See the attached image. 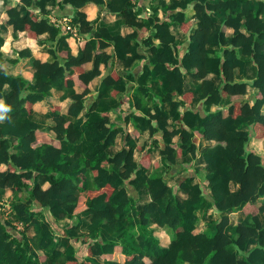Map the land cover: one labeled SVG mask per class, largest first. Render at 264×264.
Segmentation results:
<instances>
[{"label":"trees","instance_id":"16d2710c","mask_svg":"<svg viewBox=\"0 0 264 264\" xmlns=\"http://www.w3.org/2000/svg\"><path fill=\"white\" fill-rule=\"evenodd\" d=\"M20 1V7L5 3L6 22L32 37L49 32L53 44L48 49L55 58H34L27 48L19 51V57L31 56L33 83L9 73V60L0 68V97L5 105L0 110L4 115L0 119V189L13 191L11 207L16 219L26 228L32 225L36 235L29 236L0 209V264H264V222L260 217L264 201H259L264 195V0H258L257 7L252 0H159L165 11H171L169 18L150 14L143 20L132 0H60L76 8L77 53L61 33L62 25L40 17L34 0ZM89 1L106 3L120 12L125 31L112 34L105 25L94 29L80 9ZM190 1H195V12L187 17L182 8ZM39 5L41 13H46L45 2ZM222 9L229 13L218 22L211 13ZM173 21L184 31L194 22L198 24L182 57L177 52ZM243 25L249 33L241 29ZM227 26L234 27L233 35L226 33ZM141 30H154L160 40L156 43L148 38L153 66L147 65V71L159 73L164 90L161 102L170 103L169 111L160 103L149 105L147 90L142 87L133 102L122 104L128 112L124 118H113L111 108H101L102 101L97 99L89 104L86 117L81 116L91 81L101 73L100 64L111 57L102 49L113 43L117 55L130 66L143 56L137 41ZM247 58L256 64L253 83L258 92L253 102L246 98L247 81L236 79V69H244ZM90 60L93 67L86 69L84 63ZM185 71L202 78L200 96L207 112L190 106L193 91L184 88ZM209 72L221 75L220 86L207 77ZM126 74L112 69L102 79L101 95L118 97L134 79L131 72ZM6 84L10 89L4 92ZM76 85L83 90L76 91ZM52 87L62 89L61 97L69 96L72 101L66 114L60 105H50L48 113L54 124L42 128L28 115ZM226 97L230 100L227 105L211 110ZM171 116L186 126L169 129ZM130 120L135 125L133 132H126L122 148L110 153L108 147L115 142L120 125ZM144 129L153 137L151 148L159 147L154 135L162 131L166 142L160 152L170 163H176L185 150L197 152L195 134L217 141L202 149L207 159L204 179L194 182V176H187L181 181L188 192L186 198L170 197L172 187L164 175L148 174L151 150L135 158L137 147L146 148L138 144ZM8 133L16 138L10 139ZM176 134L180 135L178 145L172 140ZM232 180L239 182L238 191L231 189ZM207 188L216 210H240L242 217L223 214L208 230L196 231L197 208ZM144 189L149 196H138L137 191ZM36 201L41 209H35ZM47 209L51 216L44 213ZM83 212L91 217L88 232L81 235L77 221ZM61 219L69 221L61 225ZM252 237L259 242L247 250ZM73 238L87 245L85 254L78 252Z\"/></svg>","mask_w":264,"mask_h":264},{"label":"crops","instance_id":"0c3cea01","mask_svg":"<svg viewBox=\"0 0 264 264\" xmlns=\"http://www.w3.org/2000/svg\"><path fill=\"white\" fill-rule=\"evenodd\" d=\"M44 1L45 7L47 9L46 13H41L39 2ZM106 2L108 0H105ZM135 3L136 8H140L141 12L138 15L140 20L145 19L150 14H158L161 18H169L170 12H167L163 9V7L159 4V0H132ZM217 1V0H212ZM194 2L190 1L186 2L187 5L182 8L187 17H190L194 12ZM5 3H11L16 7L21 6L20 0H0V68L4 67V61H11V65L6 67L7 71L11 74L21 75L29 80L31 83L34 82L33 73H32V59L31 56L37 59L42 60H54V55L49 51L48 46L53 44L50 42V33L45 31L43 33L38 34L35 37L29 36L24 30L15 31L12 24L6 22L9 18L6 10ZM252 4L254 7H257L258 0H252ZM33 7L39 16H45L49 21L54 22L56 24L62 25L64 28L61 33L66 34L67 40L70 44L71 50L74 53L78 51V40L80 39L79 28L78 25L73 21V17L76 13V8L71 3H60V0H34ZM87 14V18L92 22L94 29L105 25L108 27L112 34L119 33L120 31H125V26L123 25V17L120 12L113 11L109 9L106 3L98 4L95 1H89L85 5L80 8ZM229 10L222 9L221 11H212V16L218 22H222L226 16L228 15ZM6 22L5 27H2V23ZM65 24H72L75 29H67ZM198 27L196 22L189 28L188 31H184L182 27L179 25L177 21H173L172 23V32L175 35V43L178 44L177 52L182 57L184 53L187 51L190 36ZM241 29L247 33L249 31L243 25ZM226 33L228 35L234 34V27L227 26ZM152 37V40L156 43H159V38L154 35V30L151 31H139L137 41H138V52L143 56L137 58L130 66H127L123 58L117 55L115 51V47L113 43H110L107 47H104L102 50L106 51L111 55L108 63L102 62L100 64L101 73L94 77L91 81V92L87 94L85 100V107L81 111L80 115L86 117V111L91 102L94 100L102 101V107H110V115L113 118L119 119L124 118L127 115V111L122 109V104L125 102H133L134 95H140L142 93L141 88L144 87L147 90V95L145 97L146 102L149 105H156L158 103L161 104L162 108L166 111H169L171 105L168 101L161 102V97L164 95V90L162 86V80L159 73L151 69L147 71L149 65L152 67L150 61V56L152 54L151 46L149 45L148 38ZM213 46V45H212ZM213 47L221 50V46L214 45ZM29 49L31 52V56L19 57L18 53L22 49ZM239 54L240 50H238ZM19 57V58H18ZM18 58L17 61L13 62ZM94 61L90 60L84 63L86 69H91L93 67ZM112 69L122 72L125 76L127 72H131L134 75V79H130L127 84V89L119 94L115 99H111L110 96L101 95V82L102 79L111 72ZM149 74V75H148ZM256 75V64L253 60L247 58L246 66L244 69H236V79H242L247 81V92L246 98L253 102L255 99V95L258 92V87L253 83ZM208 78H211L215 81L217 86H220L223 82V79L220 74L216 72H209L207 74ZM201 81L202 78H195L188 72H184V88L185 90L193 91V99L190 103V106L195 107L201 113L207 112V107L204 103V99L200 96L201 91ZM10 89V86L6 84L4 86L3 91L7 92ZM76 91H82L83 87L81 85L75 86ZM63 93L62 89L57 87H52L45 97L43 101L35 104V108L33 112L28 115L29 118L37 121L42 128H48L54 124L52 117L49 115V106L53 104L60 105V110L62 113H67V106L72 101L71 97L62 98L61 95ZM229 98L226 97L220 105H212L211 110H217L222 106H225L229 103ZM0 103L4 104L3 98L0 97ZM1 110V109H0ZM264 111V105H263ZM1 120L4 119V115L0 113ZM180 125L186 126L185 123L178 117H169L168 128L173 129L177 128ZM135 128L134 123L130 121L123 122L120 125V131L115 138V142L108 147V151L110 153H115L119 149L122 148L126 132H133ZM200 130L203 127L199 128ZM10 139H15L16 135L8 133L6 134ZM154 137L158 138L159 147L151 148V142L153 137L151 136L150 130L144 129L138 139L139 145H146L144 150L137 147L135 149V158L140 159L142 154H144L147 150H151V164L148 169V174L150 175H164L167 183L172 187V193L170 197L174 199H184L188 196V192L183 189L180 185L181 181H183L187 176H194V182H201L207 172V159L202 154V149L206 146L214 145L217 141L215 139H211L205 136H201L195 134L193 139L197 142V152L192 153L189 150H185L183 154L177 157L176 163H170L165 154L160 152V147H164L165 140L163 138L162 131H157ZM175 145H178L180 141V135L176 134L172 138ZM264 144V140H263ZM12 150H16V146L12 148ZM112 164H109L108 167H111ZM231 189L233 191H238L240 188L239 182L232 180L230 183ZM133 191L136 193L135 189ZM205 196H203L202 200L199 203L197 208V213L199 215L197 221L196 231L208 230L211 225L216 222L220 215L223 214H231L236 218H240L243 215V212L240 210H226V211H218L214 208L210 201L211 189H205ZM13 195V191L10 188H7L3 191L0 189V209L3 210L4 216L9 217L13 222H21L16 219V216L11 207V198ZM137 195L140 197H148L149 193L146 189L137 191ZM24 198V196H23ZM259 201H264V195L259 198ZM35 209H41V206L36 201L34 202ZM45 214L51 216V212L49 209L44 211ZM91 213L83 212L78 216L77 224H81L84 226L82 229V234L88 232L87 224L90 221ZM260 217L264 222V211L260 212ZM69 219H61L58 221L61 225L67 223ZM33 226H29L27 228V233L30 234L29 228ZM168 232L172 235V231L169 227L165 226ZM35 232V231H34ZM81 234V235H82ZM72 241L78 252L81 254L86 253L87 245H82V242L76 240ZM259 242V238L252 237L248 243L247 250L255 246ZM234 250L237 252L238 249L235 247ZM119 254V253H118ZM101 259V258H100ZM184 264H190L185 262Z\"/></svg>","mask_w":264,"mask_h":264},{"label":"rangeland","instance_id":"374dc122","mask_svg":"<svg viewBox=\"0 0 264 264\" xmlns=\"http://www.w3.org/2000/svg\"><path fill=\"white\" fill-rule=\"evenodd\" d=\"M35 203H36V202H35ZM34 205H35V204H34ZM16 223H17V225H18L19 228L24 229V230L26 231V233H27V228H28V227H27V228L24 227L22 222H16ZM82 229H84V226L81 225V224H78V225H77V231L79 232V234H82V233H81V232H82ZM29 232H30V234L32 233V236H31V237L36 236V235H35V232H34V229H33L32 227L29 228ZM67 232H70L69 229H67ZM27 234H28V233H27ZM58 238H59L60 240H62V236H61L60 234L58 235ZM72 241H75L74 238L72 239ZM82 245H84V244L82 243Z\"/></svg>","mask_w":264,"mask_h":264},{"label":"built area","instance_id":"2783aa9c","mask_svg":"<svg viewBox=\"0 0 264 264\" xmlns=\"http://www.w3.org/2000/svg\"><path fill=\"white\" fill-rule=\"evenodd\" d=\"M65 26L67 27V29H75L74 26H72V24H65Z\"/></svg>","mask_w":264,"mask_h":264},{"label":"clouds","instance_id":"9594fccd","mask_svg":"<svg viewBox=\"0 0 264 264\" xmlns=\"http://www.w3.org/2000/svg\"><path fill=\"white\" fill-rule=\"evenodd\" d=\"M4 107H5V105L3 103H0V109H2ZM0 118H2V117H0Z\"/></svg>","mask_w":264,"mask_h":264}]
</instances>
